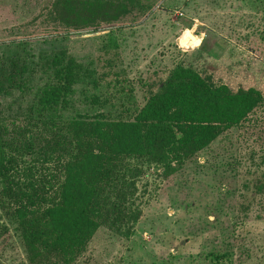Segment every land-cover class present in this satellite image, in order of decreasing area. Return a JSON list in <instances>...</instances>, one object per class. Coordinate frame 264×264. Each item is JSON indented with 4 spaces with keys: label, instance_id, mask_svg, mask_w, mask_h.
<instances>
[{
    "label": "rangeland",
    "instance_id": "obj_1",
    "mask_svg": "<svg viewBox=\"0 0 264 264\" xmlns=\"http://www.w3.org/2000/svg\"><path fill=\"white\" fill-rule=\"evenodd\" d=\"M54 1L0 0V56L16 51L37 61L34 85L44 79L45 54L73 56L88 69L93 76L75 85L67 117L92 116L99 105L90 104L89 95L105 94L111 77L142 106L178 63L232 91L252 87L264 95V0H160L145 14L130 12L84 29L65 28L52 11ZM116 6H107L109 15ZM31 98H21L22 105ZM259 182L264 103L175 171L164 174L146 164L131 234L99 227L75 264H264ZM0 264H28L10 226L0 238Z\"/></svg>",
    "mask_w": 264,
    "mask_h": 264
},
{
    "label": "trees",
    "instance_id": "obj_2",
    "mask_svg": "<svg viewBox=\"0 0 264 264\" xmlns=\"http://www.w3.org/2000/svg\"><path fill=\"white\" fill-rule=\"evenodd\" d=\"M158 1L55 0L52 11L65 28H97L130 12L145 14ZM109 5H117L113 15ZM41 60L44 79L34 85L37 61L16 51L0 56V96L11 97L0 101V238L10 226L28 264L77 263L101 226L129 236L146 164L175 171L264 103L255 88L232 91L178 63L142 106L111 77L105 94L89 95L99 105L92 116L67 117L75 85L93 75L73 56ZM255 191L263 192L264 183Z\"/></svg>",
    "mask_w": 264,
    "mask_h": 264
}]
</instances>
